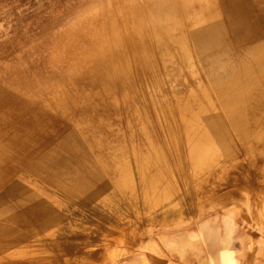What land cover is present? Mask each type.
<instances>
[{"label": "rangeland", "instance_id": "1", "mask_svg": "<svg viewBox=\"0 0 264 264\" xmlns=\"http://www.w3.org/2000/svg\"><path fill=\"white\" fill-rule=\"evenodd\" d=\"M261 40L264 0H0V264H264Z\"/></svg>", "mask_w": 264, "mask_h": 264}, {"label": "bare ground", "instance_id": "2", "mask_svg": "<svg viewBox=\"0 0 264 264\" xmlns=\"http://www.w3.org/2000/svg\"><path fill=\"white\" fill-rule=\"evenodd\" d=\"M253 2H254V1H253ZM254 4H255V3H254ZM254 4H253V5H254ZM255 6H258V5L255 4ZM200 7H201V6H200ZM209 8H210V7H209ZM256 8H258V7H256ZM194 10H195V9H194ZM220 12H221V11H220ZM257 12H258V11H257ZM221 14H222V13H221ZM258 15H259V14H258ZM261 15H262V14H261ZM218 16H219V15H218ZM221 16H222V15H221ZM218 18H219V17H218ZM218 18H217V19H218ZM220 18H221V17H220ZM214 19H215V17H214V18H211L210 20H208V21H206V22H205V18L202 19V21L204 20L205 24H204V26H203V28H202V30H201V33L198 34V36L202 34V35L206 36V39H208V38L211 37L213 34L215 35V32L213 33V31H215V30L218 29V23H219V22L216 21V20H214ZM223 20H224V19H223ZM223 20H222V23H223ZM214 21H215V22H214ZM224 21H225V20H224ZM242 25H243V24H242ZM136 26H137V25H136ZM219 26H220V25H219ZM197 27H198V25L196 26V28H197ZM201 27H202V26H201ZM198 28H199V27H198ZM221 30H222V29H221ZM250 32H251V30H250ZM184 33H185V32H184ZM222 34H223V33H222ZM222 34H221V36H222ZM245 34H246V33H245ZM253 34H255V32H254ZM182 35H183V34H182ZM202 35H201V37H202ZM193 36H195V35H193ZM198 36H196V37H198ZM221 36H220V37H221ZM225 36H226V35H225ZM229 36H230V35H229ZM246 36H248V35H246ZM181 37H182V36H181ZM207 37H208V38H207ZM214 37L216 38L217 36L215 35V36L211 37V39L214 38ZM218 37H219V36H218ZM227 37H228V36H227ZM223 38H224V37H223ZM228 38H229V37H228ZM181 39H182V38H181ZM206 39H205L204 41H207ZM238 39H239V37H238ZM192 40H193V39H192ZM196 40H197V39H196ZM199 40H200V39H199ZM199 40H197V41H199ZM209 40H210V39H209ZM222 40H223V39H222ZM213 41H214V40H213ZM213 41H211L210 43H212ZM220 41H221V39H220ZM224 41H225V40H224ZM226 41H227V40H226ZM230 41H231V39H230ZM199 42H200V41H199ZM199 42L197 43L198 45H199ZM208 42H209V41H208ZM208 42H207V43H208ZM260 42H261L262 44L259 43V46H258V47L256 46V45L258 44V43L256 42L257 44H256L255 46H256V48H257V51L255 50L254 55L251 53V55H252V57H253V58H252V59H253V63H254V64H257V65H258V63L261 64L260 62H262V63L264 62V42H262V40H261ZM204 43H205V42H204ZM207 43H205V44H207ZM214 43H215V42H214ZM221 43H222V41H221ZM221 43H220V44H221ZM228 43H229V42H228ZM240 43H241V42H240ZM202 44H203V43H202ZM216 44H217V43H216ZM237 44H238V42H237ZM178 45H179V44H178ZM187 45H189V43H188ZM192 45H193V44H192ZM203 45H204V44H203ZM207 45H208V44H207ZM210 45H211V44H210ZM212 45L214 46V44H212ZM213 46H212V47H213ZM233 46H234V45H233ZM246 46H247V47H250V46H248V44H247ZM246 46H245V47H246ZM255 46H254V47H255ZM198 47H199V46H198ZM205 47H207V46H205ZM214 47H215V46H214ZM216 47H217V45H216ZM179 48H181V47H179ZM187 48H188V47H187ZM193 48H194V47H193ZM207 48H208V47H207ZM218 48H219V47H218ZM181 49H182V48H181ZM196 49H197V48H196ZM204 49H205V48H204ZM208 49H209V48H208ZM210 49H211V48H210ZM225 49H226V48H225ZM200 50H201V49H200ZM200 50H197V51H200ZM206 50H207V49H205V51H206ZM247 50H251V49H247ZM252 50H253V49H252ZM190 51H191V50H190ZM190 51H189V52H190ZM203 51H204V50H202V52H203ZM210 52H211V51H210ZM216 52H217V51H216ZM220 52H221V51H220ZM223 52H224V51H223ZM225 52H226V51H225ZM227 52H228V51H227ZM248 52H249V51H248ZM185 53H186V52H185ZM200 53H201V52H200ZM203 53H205V52H203ZM211 53H212V52H211ZM246 53H247V52H246ZM239 54H240V53H239ZM239 54H238V55H239ZM195 55H196V54H195ZM172 56H173V55H172ZM198 56H200V55L198 54ZM224 56H225V55H224ZM224 56H223V57H224ZM186 57H187V56H186ZM189 57H191V56H189ZM189 57H188L187 59H190ZM206 57H209V58H210V56H206ZM216 57H217V56H216ZM192 58H193V57H192ZM211 58H212V57H211ZM212 59H213V58H212ZM185 60H186V59H185ZM188 61H189V60H188ZM193 61H194V60H193ZM198 61H199V60H198ZM212 61H213V60H212ZM248 61H249V60H248ZM191 62H192V61H191ZM223 62H224V61H223ZM228 62H229V61H228ZM166 63H167V62H166ZM187 63H188V62H187ZM193 63H194V62H193ZM214 63H215V62H214ZM241 63H242V62H241ZM244 63H245V62H244ZM244 63H243V64H244ZM253 63H251V62H246V64H245V70H244L243 72H245V71H248V72H249L250 70L252 71V68H253V66H254ZM222 64H223V63H222ZM190 65H191V64H190ZM198 65H199V64H198ZM188 66H189V65H188ZM188 66H187V67H188ZM193 66H194V65H193ZM209 66H210V65H209ZM194 67H195V66H194ZM211 67H212V66H211ZM223 67H224V66H223ZM223 67H222V68H223ZM258 67H259V66H258ZM260 67H261V66H260ZM191 68H192V67H191ZM224 68H225V67H224ZM187 69H188V68H187ZM211 69H212V68H211ZM181 70H182V69H181ZM258 70H260V68H259ZM191 71H193V70H191ZM216 71H217V70H216ZM223 71H224V70H223ZM262 71H263V70H261V72H262ZM196 72H197V71H196ZM202 72H203V71H202ZM225 72H226V71H225ZM192 73H193V72H192ZM236 73H237V72H236ZM238 73H239V72H238ZM246 73H247V72H246ZM246 73H245V75H247ZM250 73H251V72H249V74H250ZM194 74H195V73H194ZM197 74H198V73H197ZM249 74H248V75H249ZM259 74H260V71H259ZM261 74H263V72H262ZM231 75H232V74H231ZM239 75H240V77H241V74H240V73H239ZM245 75H244V77H245ZM248 75H247V76H248ZM252 75H253V74H252ZM233 76L237 77V75H236L235 73H234ZM254 76H255V75H254ZM257 76H258V75L256 74V77H257ZM260 76H261V75H260ZM199 77H200V76H199ZM218 77H219V76H218ZM235 77H232V78H235ZM238 77H239V76H238ZM240 77H239V79H240ZM261 77H262V76H261ZM263 77H264V76H263ZM202 78H203V77H202ZM210 78H211V77H210ZM249 78H251L250 81H249V82L251 83V80H253V76H251V77H249ZM254 78H255V77H254ZM258 78H259V77H258ZM200 79H201V78H200ZM235 79H237V78H235ZM239 79H237V80H239ZM259 79H260V78H259ZM184 80H185V79H184ZM237 80H236V81H237ZM241 80H243V79H241ZM256 80H257V79H256ZM261 80H262V79H261ZM214 81H215V80H214ZM254 81H255V80H254ZM259 81H260V80H259ZM216 82H217V81H216ZM222 82H223V81H222ZM222 82H221V83H222ZM228 82H229V80H228ZM233 82H234V81H233ZM233 82L231 81V83H232L231 85L235 84L234 86H236V88H237V85H236V84H237L238 82H237V83H235V82L233 83ZM256 82H257V81H256ZM256 82H255V84H256ZM214 83H215V82H214ZM240 83H241V82H240ZM246 83H247V82H246ZM241 84H242V83H241ZM247 84H248V83H247ZM261 84H262V83H261ZM146 85L148 86V84H146ZM198 85H199V84H198ZM200 85H201V84H200ZM221 85H222V84H221ZM228 85H230V83H229ZM228 85H227V86H228ZM231 85H230V86H231ZM242 85H243V84H242ZM242 85H241V87H242V89H243V86H242ZM244 85H245V83H244ZM249 85H250V84H249ZM257 85H258V84H257ZM259 85H260V84H259ZM219 86H220V84H219ZM234 86H232L233 89H234ZM250 86H251V85H250ZM252 86H253V85H252ZM252 86H251V87H252ZM255 86H256V85H255ZM204 87H205V86H204ZM209 87H210V86H209ZM228 87H229V86H228ZM245 87L248 88V86H244V88H245ZM152 88H153V87H152ZM229 88H230V87H229ZM236 88H235V89H236ZM253 88H254V87H253ZM256 88H257V87H256ZM148 89H149V88H148ZM205 89H206V88H205ZM205 89H204V90H205ZM219 89H220V88H219ZM225 89H226V88H225ZM240 89H241V88L239 87L238 90L241 91L242 89H241V90H240ZM257 89H258V88H257ZM147 91H149V90H147ZM152 91H153V90H152ZM194 91H195V90H194ZM227 91H228V90H227ZM234 91H235V90H234ZM201 92H202V90H201ZM237 92H238V91H236L235 93H237ZM242 92H243V90H242ZM253 92L255 93V91H253ZM261 92H263V91H261ZM214 93H215V92H214ZM225 93H226V91H225ZM254 93H253V94H254ZM227 94H228V93H227ZM227 94H226V95H227ZM197 95H198V94H197ZM215 95H216V93H215ZM218 95H220V94H218ZM224 95H225V94H224ZM240 95H241V94H240ZM242 95H243V94H242ZM242 95H241V96H242ZM244 95H245V94H244ZM244 95H243L242 97H245ZM256 95H257V94H256ZM150 96H151V95H150ZM207 96H208V94H207ZM207 96H206V98L208 99ZM238 96H239V93H237L236 96H235V94H234L233 97H238ZM249 96H251V95H249ZM249 96H248V97H249ZM26 97H27V96H26ZM165 97H166V96H165ZM194 97H195V96H194ZM194 97H193V98H194ZM223 97H224V96H223ZM230 97H231V96H230ZM151 98H152V97H151ZM218 98H219V96H218ZM218 98H217V99H218ZM240 98H241V97H240ZM240 98H239V101H240ZM200 99H201V98H199V100H200ZM236 99H237V98H236ZM242 99H243V98H242ZM208 101H209V100H208ZM217 101L219 102V100H217ZM226 101H228V99H227ZM237 101H238V100H237ZM239 101H238V102H239ZM197 102H198V101H197ZM252 102H254V100H253ZM44 103H45V102H44ZM46 103H47V102H46ZM157 103H158V102H157ZM199 103H200V102H199ZM210 103L212 104V103H214V101H213V102H209V104H210ZM128 104H129V103H128ZM227 104H228V103H227ZM229 104H230V103H229ZM239 104H240V102H239ZM45 105H46V104H45ZM48 105H49V104H48ZM158 105H159V104H158ZM202 105H204V104L202 103ZM213 105H214V104H213ZM213 105H212V106H213ZM221 105H222V104H221ZM250 105H251V104H250ZM252 105H255V104L252 103ZM240 106H241V105H240ZM48 107H49V106H48ZM48 107H47V108H48ZM184 107H185V106H184ZM201 107H202V109L204 108L203 106H201ZM220 107H221V106H220ZM222 107H223V106H222ZM224 107H225V106H224ZM235 107H236V106H234L233 109H235ZM168 108L171 109V107H168ZM199 108H200V107H199ZM230 108H231V107H230ZM237 108H238V107H236V109H237ZM217 109H218V108H217ZM224 109H227V107L224 108ZM238 109H239V108H238ZM238 109H237V110H238ZM246 109H247V110H250L251 108H250V109H249V108H246ZM199 110H201V109H199ZM230 110H231V109H230ZM197 111H198V110H197ZM214 111H215V110H214ZM222 111H224V110H222ZM171 112H172V111H171ZM235 112L237 113V111H235ZM239 112H240V110H239ZM162 113H163V112H162ZM194 113H195V112H194ZM227 113H228V112H226V114H227ZM245 113L248 114V112H245ZM250 113H251V111H249V114H250ZM158 114H159V113H158ZM207 114H208V111H207ZM216 114H217V113H216ZM224 114H225V113H224ZM247 114H245V115H247ZM193 115H194V114H193ZM204 115H205V114H204ZM209 115H211V114H209ZM254 115H255V114H254ZM185 116H186V115H185ZM217 116H218V119H220L222 122L224 121V116L222 115L221 112H220ZM201 117H202V116H201ZM195 118H197V117H195ZM242 118H243V117H242ZM246 118H247V117H246ZM173 119H174V118H173ZM205 119H206V118H205ZM212 119H213V118H212ZM227 119H229V118H227ZM189 120H192V119L189 118ZM209 120H210V119H209ZM213 120H214V119H213ZM230 120L232 121V123L236 122V123L240 124L241 126L239 127V129L242 127V131H243V130H246V129H249V127L246 128L247 126H245V124H244V123H245V120L241 121L239 118H237V115L231 114V118H230ZM239 120H240V121H239ZM201 121H202V120H201ZM184 122H185V120H184ZM212 122H214V121H212ZM228 123L231 124V122H229V121H228ZM175 124H176V123H175ZM210 124H211V123H210ZM212 124H213V123H212ZM226 124H227V123H226ZM206 125H207V124H206ZM213 126H215V123L213 124ZM213 126H212V127H213ZM217 126H218V125H217ZM225 126H226V125H225ZM225 126H223V128H225ZM229 126H231V128H232V125H229ZM226 127H227V126H226ZM214 128H215V127H214ZM218 128H219V126H218ZM218 128H216V129H218ZM176 129L178 130L177 127H176ZM205 129H206V128H205ZM208 129H210V128L208 127ZM226 129H227V128H226ZM229 129H230V127L228 128V130H226V131L228 132V134H229ZM206 130H207V129H206ZM220 130H221V129H219V131H220ZM207 131H209V130H207ZM214 131H215V130H214ZM214 131H212L211 134H213ZM216 131H217V133H219L218 130H216ZM216 131H215V132H216ZM223 131H225V130H222V132H223ZM226 131H225V132H226ZM222 132H220V133L222 134ZM230 132H232V131H230ZM206 133H207V132H206ZM208 133H209V132H208ZM208 133H207V134H208ZM217 133H216V135H218ZM220 133H219V136L221 135ZM233 133H235V132L233 131ZM233 133H232V134H233ZM238 133H240V132H238ZM177 134H178V133H177ZM204 134H205V133H204ZM204 134H203L199 139H196V141H195V140H192V145H191V151H192V152H191V153H194V151H196V150L200 147L201 140L203 139V137H206V135H204ZM211 134H209V135H211ZM223 134L225 135V133H223ZM223 134H222V135H223ZM178 135H179V134H178ZM213 135H214V134H213ZM213 135H212V136H213ZM216 135H214V137H215ZM222 135H221L220 137H222ZM238 135H239V134H238ZM207 136H208V135H207ZM226 136H227V135H226ZM190 137H191V136H190ZM198 137H199V136H198ZM206 138H207V137H206ZM211 138H212V137H211ZM216 138H217V136H216ZM216 138H215V139H216ZM229 138H230V137H229ZM233 138H234V137H233ZM233 138H232V139H233ZM209 139H210V138H209ZM212 139H213V138H212ZM215 139H214L213 141H216ZM205 140H206V139H205ZM207 140H208V138H207ZM225 140L227 141V139H225ZM226 141H225V142H226ZM232 141H233V140H232ZM190 142H191V141H190ZM205 142H207V141H205ZM218 142H219V141H218ZM218 142L216 141L217 146H218ZM188 143H189V142H188ZM221 143H224V142H220V144H221ZM236 143H237V142H236ZM180 144H181V143H180ZM204 144H207V143H204ZM208 144H209V143H208ZM211 144H212V142H211ZM216 144H215V145H216ZM225 144H226V143H225ZM225 144H224V145H225ZM212 146H213V145H212ZM212 146H211V147H212ZM222 146H223V145H222ZM225 146H226V145H225ZM225 146H224V148H225V150H226V147H225ZM204 147H205V146H204ZM209 147H210V146H209ZM212 148H213V147H212ZM212 148H209V151H210V149L212 150ZM224 148H222L223 151H224ZM199 149L202 150L203 147H201V148H199ZM205 149H206V147H205ZM214 149H215V148H214ZM203 150H204V149H203ZM203 150H202V151H203ZM207 150H208V149H207ZM215 150H216V149H215ZM215 150H214V152H215ZM219 150H220V148H219ZM202 151H201V153H202ZM203 152H205V150H204ZM206 152L209 154L211 151H210V152L206 151ZM214 152H213V153H214ZM216 152H217V151H216ZM131 153H132V152H131ZM213 153H212V154H213ZM208 154H207V155H208ZM217 154H219V153H217ZM203 155L205 156L206 154H203ZM214 155H215V153H214ZM214 155H213V156H214ZM197 156H201V155H197ZM208 156H209V155H208ZM215 156H218V155H215ZM211 157H212V156H211ZM211 157H210V158H211ZM129 158H130V157H129ZM183 158H184V157H183ZM124 160L127 161L125 158H124ZM143 160H144V159H143ZM210 160H211V159H210ZM223 160H224V159H223ZM125 161H124V162H125ZM202 161H203V160H202ZM211 161H213V160H211ZM214 161H218V159L216 158V160H214ZM191 162H192V161H191ZM126 163H127V162H126ZM126 163H125V165H126ZM143 163H144V162H143ZM143 163H142V164H143ZM216 163H217V162H216ZM128 164H129V163H128ZM210 164H212V163L210 162ZM218 164H219V163H218ZM130 166H132V165H130ZM135 166H136V165H135ZM144 166H145V165H144ZM213 166H214V165H213ZM118 167H119V166H118ZM124 167H126V166H124ZM133 167H134V165H133ZM133 167L131 168L132 171H133ZM137 167H138V166H136L135 169H138ZM217 167H218V165H217ZM219 167H221V166H219ZM122 168H123V167H122ZM129 168H130V167H129ZM145 168H146V167H145ZM189 168H190V167H189ZM198 168H199V167H198ZM202 168H204V167H203V164H202ZM215 168H216V167H215ZM222 168H223V167H221L220 169H222ZM125 169H127V168H125ZM142 169H143V167H142ZM146 169H147V168H146ZM146 169H145V170H146ZM180 169H181V168H180ZM180 169H179V170H180ZM217 169H219V168H217ZM145 170H144V171H145ZM148 170H149V169H148ZM185 170H186V169H185ZM194 170H195V169H194ZM202 170H204V169H202ZM213 170H214V169H213ZM215 170H216V169H215ZM215 170H214V171H215ZM138 171H139V170H138ZM142 171H143V170H142ZM144 171H143V172H144ZM214 171H213V172H214ZM219 171H220V170L216 171V173L218 174ZM221 171H222V170H221ZM121 172H122V171H121ZM124 172L126 173V171H124ZM127 172H128V170H127ZM143 172H141V173H142V177H143ZM147 172H148V171H145V173H147ZM180 172H181V170H180ZM209 172H210V171H209ZM213 172H212V173H213ZM225 172H226V171H224V173H225ZM128 173H130V171H129ZM128 173H126V175H125L126 177H127V174H128ZM134 173H135V172H134ZM134 173H133V174L131 173V175L134 176V175H135ZM185 173H186V172H185ZM224 173H222V174H224ZM123 174H124V173H123ZM137 174H138V173H137ZM137 174H136V175H137ZM206 174H207V173H206ZM213 174H215V173H213ZM138 175H139V174H138ZM144 175H145V174H144ZM150 175H151V174H150ZM224 175H225V174H224ZM210 176H211V175H210ZM218 176H219V175H218ZM126 177L123 176L124 179H125ZM134 177H135V176H134ZM138 177H140V176H137V179H138ZM151 177H153V176H151ZM183 177H184V175H183ZM185 177H186V176H185ZM192 177H193V176H192ZM213 177H214V176H213ZM222 177H223V176H222ZM120 178H121V176H120ZM127 178H128V177H127ZM131 178H132V177H131ZM153 178H154V177H153ZM153 178H152V179L149 178V179L153 180ZM217 178H218V177H217ZM135 179H136V178H135ZM135 179H134V180H135ZM140 179H142V178H140ZM180 179H181V178H180ZM184 179H185V178H184ZM186 179H187V178H186ZM188 179H189V178H188ZM192 179H194V178H192ZM212 179H213V178H212ZM37 180H38V179H37ZM126 180H127V179H125V182H126ZM143 180H144V179H143ZM143 180H142V182H143ZM182 180H183V178H182ZM208 180H209V179H208ZM38 181H39V180H38ZM128 181H129V179H128ZM128 181H127V182H128ZM130 181H131V180H130ZM144 181H145V180H144ZM196 181H197V180H196ZM40 182H41V181H40ZM136 182H137V181H136ZM154 182H155V181H154ZM187 182H188V181H187ZM190 182H191V181H190ZM211 182H212V180H211ZM211 182H210V183H211ZM217 182H218V180H217ZM176 183H177V182H176ZM206 183H207V182H206ZM208 183H209V182H208ZM213 183H214V182H213ZM133 184H135V183L133 182ZM137 184H138V183H137ZM125 185H126V184H125ZM129 185H130V183L128 182V186H129ZM148 185H149V184H148ZM152 185H153V184H152ZM176 185H177V184H176ZM184 185H186V183H185ZM217 185H218V183H217ZM120 186H121V185H120ZM120 186H119V187H120ZM136 186H137V185H136ZM140 186H141V185H140ZM203 186H204V185H203ZM126 187H127V186H126ZM138 187H139V184H138ZM138 187H137V188H138ZM143 187H144V186H143ZM189 187H190V186H189ZM209 187H210V186H209ZM117 188H118V187H116L115 190H118V189H119V188H118V189H117ZM132 188H133V187H132ZM140 188H141V187H140ZM140 188H139V189H140ZM205 188H206V187H205ZM109 189H110V188H109ZM189 189H190V188H189ZM55 190H57V189L55 188ZM119 190H120V189H119ZM141 190H142V189H141ZM141 190H137V191H140V192H141ZM154 190L156 191L155 188H154ZM169 190H170V189H169ZM59 191H60V190H58V192H59ZM109 191H110V190H109ZM125 191H126V190H125ZM129 191H130V190H129ZM135 191H136V190H135ZM142 191H143V190H142ZM151 191H152V190H151ZM140 192H139L138 194H140ZM192 192H193V191H192ZM192 192H191V193H192ZM125 193H126V192H125ZM144 193H145V192H144ZM193 193H194V192H193ZM193 193H192V194H193ZM218 193H219V192H218ZM57 194H58V193H57ZM59 194H60V193H59ZM116 194H117V193H116ZM127 194H128V193H127ZM138 194H137V195H138ZM141 194H142V193H141ZM60 195H62V193H61ZM162 195H163V194H162ZM164 195H165V193H164ZM193 195H194V194H193ZM198 195H199V194H198ZM99 196H101V195H99ZM130 196H132V195H130ZM133 196H134V195H133ZM199 196H200V195H199ZM56 197H57V196H56ZM58 197H59V196H58ZM63 197L67 198L66 196H63ZM107 197H108V196H107ZM114 197H115V196H114ZM140 197H142V196H140ZM146 197H147V196H146ZM163 197H165V196H163ZM61 198H62V197H61ZM61 198H60V199H61ZM80 198H81V197H80ZM95 198H96V196H95ZM95 198H94V199H95ZM97 198H98V197H97ZM165 198H167V197H165ZM168 198H169V196H168ZM202 198H203V197H202ZM204 198H205V197H204ZM68 199H69V198H68ZM73 199H74V198H73ZM98 199L100 200V198H98ZM98 199H97V200H98ZM104 199H105V198H104ZM114 199H115V198H114ZM116 199H117V198H116ZM126 199H127V198H126ZM126 199H125V200H126ZM137 199H138V196H137ZM146 199H147V198H146ZM49 200H50V199H49ZM49 200H48V203H51V204H50V206H51L53 203H52L51 201L49 202ZM70 200H72V199L70 198ZM75 200H78V199H75ZM75 200H74V201H75ZM99 200H98V201H99ZM122 200H123V199H122ZM135 200H136V199H135ZM140 200H142V199L140 198ZM167 200H168V199H167ZM167 200H165V201H167ZM62 201H63V200H62ZM82 201H83V200H82ZM94 201H95V200H94ZM104 201H105V200H104ZM106 201H107V200H106ZM109 201H110V200H109ZM114 201H115V200H114ZM129 201H130V200H129ZM132 201H134V200H132ZM71 202H73V201H71ZM77 202H78V201H77ZM77 202L75 201V203H77ZM80 202H81V201H79V204H80ZM85 202H86V201H85ZM87 202H88V201H87ZM89 202H90V201H89ZM111 202H112V201H111ZM117 202H118V201H117ZM135 202H136V201H135ZM73 203H74V202H73ZM105 203H106V202H105ZM118 203H119V202H118ZM120 203H121V202H120ZM137 203H138V201H137ZM140 203H141V202H140ZM140 203H139V204H140ZM142 203H143V202H142ZM79 204H78V205L76 204V205L79 207V206L81 205V204H80V205H79ZM87 204L90 205V203H87ZM97 204H98V203H97ZM101 204H102V202H101ZM103 204H104V203H103ZM55 205H56V204L54 203V205L52 206L51 210H53V209L56 210V208H53V207H55ZM91 205H92V203H91ZM109 205H111V204H109ZM45 206H47V203H46ZM77 206H76V207H77ZM83 206H84V205H83ZM85 206H86V205H85ZM96 206H97V205H96ZM96 206H95V207H96ZM106 206H108V205H106ZM106 206H103V207L105 208ZM111 206H112V205H111ZM141 206H142V205H141ZM141 206H140V207H141ZM162 206H163V205H162ZM70 207H71V206H69V210H70ZM89 207H90V206H89ZM89 207H88V208H89ZM92 207H93V206H92ZM103 207H102V208H103ZM113 207H114V206H113ZM123 207H124V206H123ZM57 208H58V207H57ZM59 208H60V207H59ZM64 208H65V207H64ZM64 208H63L62 211H64ZM67 208H68V207H67ZM71 208L74 209L73 206H72ZM80 208H81V206H80ZM88 208H85V209H88ZM97 208L99 209V206H97ZM97 208H96V209H97ZM111 208H112V207H111ZM115 208H117V207H115ZM161 208H162V207H161ZM60 209H62V208H60ZM75 209H76V208H75ZM82 209H84V207H82ZM93 209H94V208H93ZM122 209H123V208H121V210H122ZM57 210H58V209H57ZM57 210H56V211H57ZM94 210H95V209H94ZM94 210H93V211H94ZM125 210H127V207H126ZM133 210H134V209H133ZM141 210H142V209H141ZM163 210H164V209H163ZM59 211H60V210H59ZM65 211H66V209H65ZM65 211H64V212H65ZM74 211H75V210H74ZM89 211H90V210H89ZM96 211H97V210H96ZM96 211H95V212H96ZM101 211H102V210H101ZM103 211H104V209H103ZM129 211H130V209H129ZM135 211H136V210H135ZM165 211H166V210H164V212H165ZM194 211H195V210H194ZM54 212H55V211H54ZM64 212H63V213H64ZM68 212H69V211H68ZM70 212H73L72 209H71ZM97 212H98V211H97ZM119 212H120V210H119ZM119 212H118V213H119ZM122 212H124V211L122 210ZM122 212H121V213H122ZM126 212H127V211H126ZM138 212H140V211H138ZM50 213H51V212H50ZM58 213H59V212H58ZM60 213H61V212H60ZM63 213H62V214H63ZM99 213H100V212H98V215H99ZM101 213H102V212H101ZM111 213H112V211H111ZM142 213H143V212H142ZM161 213H162V212H161ZM69 214H70V213H69ZM89 214H91V213H89ZM112 214H113V213H112ZM122 214H123V213H122ZM135 214H137V213H135ZM189 214H191V213H189ZM194 214H196V212L193 213V216H195ZM50 215H51V214H50ZM59 215H60V214H59ZM72 215H75V213L73 212ZM86 215H87V217H88V214H86ZM115 215H116V214H115ZM119 215H120V214H119ZM132 215H133V213H132ZM138 215H139V214H138ZM159 215H160V214H159ZM163 215H165V214H164V213L162 214V218L166 216V215H165V216H163ZM172 215H173V213H172ZM174 215H175V214H174ZM51 216H52V218H53V214H52ZM67 216H68V215H66L65 217L67 218ZM117 216H118V215H117ZM160 216H161V215H160ZM190 216H191V215H190ZM193 216H192V217H193ZM63 217H64V216H63ZM78 217H80V216H78ZM84 217H85V216H84ZM108 217H109V216H108ZM122 217H123V216H122ZM131 217H132V216H131ZM136 217H139V218H140V216H136ZM136 217L134 216V219H135ZM170 217H172V216L170 215ZM170 217H168V219H171ZM55 218H57V216H56V212H55ZM72 218H73V217H72ZM75 218H76V217H75ZM89 218H90V217H89ZM101 218L103 219V217H101ZM120 218H121V215H120ZM129 218H130V217H129ZM132 218H133V217H132ZM139 218H137V219H139ZM141 218H142V217H141ZM173 218H174V217H172V219H173ZM58 219H59V218H58ZM82 219H83V218H82ZM85 219H86V218H85ZM137 219H136V220H137ZM164 219H166V218H164ZM61 220L63 221V219H61V217H60V221H61ZM136 220H133V222L136 221ZM60 221H59V222H60ZM67 221H68V220H67ZM83 221H85V220L83 219ZM105 221H106V220H105ZM105 221H104V222H105ZM107 221H108V220H107ZM114 221H115V220H114ZM145 221H146V220H145ZM164 221H165V220H164ZM49 222H50V221H49ZM49 222H48V223H49ZM102 222H103V221H102ZM104 222H103V223H104ZM108 222H109V221H108ZM125 222H126V221H125ZM136 222H137V221H136ZM161 222H163V219H162ZM54 223H55V222L53 221V224H54ZM122 223H123V222H122ZM128 223H129V222H128ZM137 223H139V221H138ZM60 224H62V223H60ZM134 224H135V223H134ZM146 224H147V223H146ZM69 225H70V224H69ZM79 225H80V224H79ZM135 225H136V224H135ZM135 225H134V226H135ZM138 225H140V224H138ZM138 225H137V226H138ZM142 225H143V222H142L141 226H142ZM147 225H148V224H147ZM65 226H67V225H65ZM143 226H144V225H143ZM145 226H146V225H145ZM163 226H164V224H163ZM69 227H70V226H69ZM129 227H130V225H129ZM151 227H152V226H151ZM58 228H60V227H58ZM26 229H27V228H26ZM61 229L63 230L64 228L62 227ZM69 229H70V228H68L67 230H69ZM140 229H141V228H139V226H138V231H141ZM34 230H36V229H34ZM34 230H33V231H34ZM67 230H66V231H67ZM71 230H72V229H71ZM76 231H77V230H76ZM35 232H36V231H35ZM54 232H55V231H54ZM54 232H53V233H54ZM56 232H57V231H56ZM56 232H55V233H56ZM64 232H65V231H64ZM57 233H58V232H57ZM60 233H63V232H60V231H59V233H58L59 236H60ZM69 233H70V230H69ZM73 233H74V232H73ZM73 233H72V234H73ZM140 233H141V232H140ZM194 233H195V232H194ZM20 234H21V233H20ZM51 234H52V233H51ZM58 234H57V235H58ZM64 234H66V233H64ZM76 234H78V232H77ZM145 234H146V232H145ZM49 235H50V234H49ZM52 235H53V234H52ZM57 235H56V237H57ZM70 235H71V234H70ZM78 235H79V234H78ZM53 236H54V235H53ZM67 236H68V234H67ZM195 236H196V235H195ZM197 236H198V234H197ZM62 237H63V236H62ZM64 237H65V236H64ZM76 237H77V236H76ZM76 237H74V238L77 239ZM78 237H79V236H78ZM83 237L85 238V236H83ZM67 238H68V237H67ZM74 238H73V239H74ZM190 238H191V237H190ZM59 239H60V238H59ZM64 239H65V238H64ZM70 239H71V237H70ZM61 240H62V239H61ZM66 240H67V239H66ZM197 240H198V239H197ZM81 241H82V240H81ZM39 242H40V241H39ZM41 243H42V242H41ZM48 246H49V245H48ZM51 246H52V245H51ZM36 247H37V246H36ZM39 247H41V246H39ZM34 248H35V247H34ZM32 249H33V248H32ZM50 249H51V248H50ZM54 249H56V248H54ZM58 250H59V249H58ZM34 251L36 252V251H38V250H34ZM34 251H32V252L34 253ZM41 251H42V250H40V252H41ZM29 253H30V250H29ZM30 254H31V253H30ZM52 254H53V253H52ZM54 254H55V251H54ZM27 257H28V256H27ZM32 257H33V256H32ZM224 263H225V264H229V263H231V260L229 259L228 256L225 258Z\"/></svg>", "mask_w": 264, "mask_h": 264}, {"label": "crops", "instance_id": "3", "mask_svg": "<svg viewBox=\"0 0 264 264\" xmlns=\"http://www.w3.org/2000/svg\"><path fill=\"white\" fill-rule=\"evenodd\" d=\"M227 256H228L229 259L231 260V263H229V264H235L234 260L232 261L231 255H226V254L223 255V264H225V263H224V260H225V258H226Z\"/></svg>", "mask_w": 264, "mask_h": 264}]
</instances>
